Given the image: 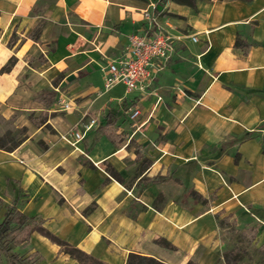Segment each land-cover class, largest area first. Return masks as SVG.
<instances>
[{
	"label": "crops",
	"instance_id": "obj_1",
	"mask_svg": "<svg viewBox=\"0 0 264 264\" xmlns=\"http://www.w3.org/2000/svg\"><path fill=\"white\" fill-rule=\"evenodd\" d=\"M146 9L173 37L159 101L103 91L102 68L144 32ZM44 91L49 105L34 99ZM91 118L83 140L62 138ZM12 129L23 141L0 149L5 211L105 264H227L226 229L264 216V0H0V136ZM18 245L35 264H79L37 230Z\"/></svg>",
	"mask_w": 264,
	"mask_h": 264
},
{
	"label": "built area",
	"instance_id": "obj_2",
	"mask_svg": "<svg viewBox=\"0 0 264 264\" xmlns=\"http://www.w3.org/2000/svg\"><path fill=\"white\" fill-rule=\"evenodd\" d=\"M142 17L146 21L144 32L141 35H128V43L123 48L122 53L102 68L103 91L110 90L116 84L122 83L126 92L133 90L143 94L151 92L159 101L161 97L152 89V85L158 72L166 69L174 52L173 37L159 25L153 11L146 9L143 11ZM191 38L194 42L197 41L195 36ZM57 106L65 111L71 109L70 102L65 96L58 98ZM139 115L140 110L138 108L130 109L128 113L131 122L130 129L136 127V119ZM95 122L96 120L91 118L82 129L68 132L69 134H65L62 138L74 146L84 139L85 134L96 124Z\"/></svg>",
	"mask_w": 264,
	"mask_h": 264
},
{
	"label": "trees",
	"instance_id": "obj_3",
	"mask_svg": "<svg viewBox=\"0 0 264 264\" xmlns=\"http://www.w3.org/2000/svg\"><path fill=\"white\" fill-rule=\"evenodd\" d=\"M165 0H159V2H164ZM178 4H186V5H193L194 0H173ZM42 25V24H41ZM41 25L31 34V38L35 39L36 35L40 31ZM8 46L13 47L15 42V33L10 37ZM241 42L236 40L234 45L239 46ZM16 58L11 57L8 62L1 67L2 71H9L11 67L14 65ZM42 62V60H41ZM34 99L40 100L41 102L45 103V105H49V103L55 100L52 91H44L41 94L35 95ZM46 114L42 115L38 121L34 120L36 124L43 123L45 121ZM21 131L25 132V129ZM23 141V138L16 139L13 141L11 139V133L6 132L0 136V149H4L6 151H12ZM5 216L3 220L0 222V238L5 236L13 235V240L15 241V245L20 244L23 241H26L31 232L37 230L43 236L48 239H51L54 243L59 246L61 252L67 253L71 258L75 259L79 264H105L102 261L98 260L97 258L88 255L87 253L83 252L81 249L76 248L70 245L64 239H60L59 237L55 236L49 230L45 229L42 225L40 220L36 218H30L27 215L23 214L22 212L18 211L15 207L9 206L5 211ZM160 244L166 247H172L170 243L166 240H159ZM11 259H17L15 255L9 256ZM225 260H227V256H225ZM125 264H161L158 260L153 257H146L141 256L138 254H130ZM188 264H198L195 262H188Z\"/></svg>",
	"mask_w": 264,
	"mask_h": 264
},
{
	"label": "rangeland",
	"instance_id": "obj_4",
	"mask_svg": "<svg viewBox=\"0 0 264 264\" xmlns=\"http://www.w3.org/2000/svg\"><path fill=\"white\" fill-rule=\"evenodd\" d=\"M123 91L122 85H117L111 91L113 95H120ZM11 133V139L16 141L22 137L19 129L8 130ZM72 131H69V133ZM68 132L65 134H69ZM86 135V134H85ZM70 146H73L64 139ZM6 204L0 203V222L5 214ZM249 216V221L241 228L230 226L226 229L227 246L224 251V258L227 256V264H264V216ZM249 226L257 228V235L251 237L245 231ZM13 235L0 238V264H35L38 258L36 255L27 256L21 249L22 245H15ZM15 255L17 259H11L9 256Z\"/></svg>",
	"mask_w": 264,
	"mask_h": 264
}]
</instances>
